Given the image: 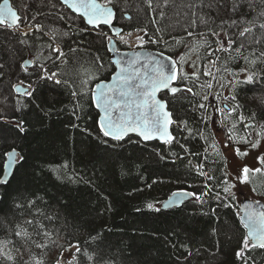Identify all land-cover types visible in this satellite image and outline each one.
I'll return each mask as SVG.
<instances>
[{
	"label": "snow or ice",
	"instance_id": "obj_1",
	"mask_svg": "<svg viewBox=\"0 0 264 264\" xmlns=\"http://www.w3.org/2000/svg\"><path fill=\"white\" fill-rule=\"evenodd\" d=\"M145 4L147 25L117 28L114 21L118 13L121 19H132L119 9L118 0H59L65 9L59 21L69 17L72 24L78 21L79 33H95L106 52L114 54L107 62L100 55L94 56L89 71L77 81L65 78L67 74L59 70L68 62L69 54L81 50L71 45H67L68 53L63 50V38L70 32L54 28L45 31L40 23H25L28 17L15 10L9 0H3L0 29L16 35L21 51L36 52L34 59L20 61L28 83L19 81L13 91L30 98L31 103L37 91L32 78L43 84L51 82L68 91L73 101L72 115L77 119L82 113L86 115V105L96 110L95 125L102 143L107 145L111 140L140 145L157 141L168 146L177 159L184 156L174 151L176 147L195 158L197 163L189 159L186 165V175L192 182L177 177V183L186 186L172 191L163 202L148 203L147 209L160 212L181 208L188 202L201 206L203 212V206L213 202L215 207L210 212L215 216L218 207L236 208L244 232L235 259L240 264H255L250 253L264 249V204H237L234 190L238 185L253 184L254 178H264V151H260L264 145V113H246L238 99L244 86L264 83V0H235L232 15L219 24L203 14L204 0H145ZM126 27L130 30L125 31ZM44 36L46 42L42 41ZM119 44L126 45L131 55L121 53ZM45 48L49 50L47 55ZM41 57L44 62H40ZM109 69L111 78L107 79L103 74ZM177 105L185 110L187 118L179 115ZM194 119L195 125L190 126ZM212 125L224 133L223 145ZM15 127L20 134L28 131L23 119L15 120ZM195 137L205 142L202 152L190 151L187 146ZM229 148L235 158L256 151V166L241 163L233 174L226 153ZM154 151L167 159L158 149ZM25 161L23 149L16 145L0 152V230L6 237L0 240V264H17L25 254L29 259L24 264H46L45 250L51 247L60 250L54 264H99L95 250L89 252L92 244L82 245L61 236L62 229L54 227L59 217L42 210L41 197H26L19 190L16 197L10 195L6 186L10 187ZM251 190L257 191L254 187ZM8 210L14 212L15 220L7 219ZM62 238L64 243L60 242ZM90 239L99 247L105 237L98 232ZM34 249L39 251L34 254Z\"/></svg>",
	"mask_w": 264,
	"mask_h": 264
},
{
	"label": "trees",
	"instance_id": "obj_2",
	"mask_svg": "<svg viewBox=\"0 0 264 264\" xmlns=\"http://www.w3.org/2000/svg\"><path fill=\"white\" fill-rule=\"evenodd\" d=\"M32 1L35 8L29 9L28 23H40L45 31L49 28L69 31L70 36L63 38L66 41L63 50L68 53L67 45L81 49L69 54L68 62L60 65L59 70L67 74L65 78L78 81L89 71L90 61L96 55L102 56L105 62L111 59V53L106 52L95 33H79V22L72 24L71 17L66 21L58 20L65 9L56 7L57 4L53 7L51 0ZM13 2L15 4V0ZM234 3L235 0H204L203 14L219 24L232 15ZM118 7L132 17L131 21L124 20L118 13L120 26L148 24L145 0H118ZM32 16L36 17L35 21L31 20ZM128 30L130 28L126 27L125 31ZM42 41L46 42L47 37ZM21 47L16 35L0 29V117H3L0 119V152L16 145L23 149L26 157L10 187L6 186L12 197H16L17 190L26 197L29 194L41 197L42 210L59 217L54 227L62 229L61 236L82 245L92 244L89 252L95 250L99 264H240L234 253L244 230L236 218V208L218 207L213 216L210 212L211 207H215L213 202L203 206V212L208 215L203 214L201 206L188 202L181 208L160 212L146 207L148 203L165 201L172 191L186 186L177 183V177L191 183L186 165L189 159L197 163L195 158L176 147L174 151L184 156L183 160L177 159L170 154L168 146L158 142L137 145L109 140L107 145L102 143L95 125L96 110L86 105V115L82 113L77 119L72 115L73 101L68 91L51 82L43 84L32 78L33 87L37 88L34 102L18 96L11 87L21 80L28 83V74L20 70L19 63L36 55L35 50L21 51ZM118 47L122 51L129 50L123 44ZM48 51L45 48L44 54ZM40 62H44L43 57ZM11 74L12 77L7 78ZM14 75L18 76L16 80ZM103 76L110 79L111 69ZM7 91L13 92L12 102ZM238 99L246 113H264V83L244 86ZM177 108L179 115L187 118L185 110L179 105ZM17 119L25 121L26 134L16 129ZM195 122L191 120L190 126ZM211 127L216 133L215 125ZM216 139L219 141L217 134ZM181 140L183 142V137ZM187 146L190 151L202 152L206 145L195 137L190 138ZM154 149L167 159H161ZM250 186L257 189L253 193L258 198H264V178H254ZM236 203L240 204L237 193ZM7 219H16L13 211H7ZM98 232L105 239L96 247L90 237ZM5 238L0 230V240ZM60 242L64 243V239ZM38 251L33 250L34 254ZM59 253L56 247L45 250L46 264H54ZM250 255L255 264H264V249L253 250ZM28 259L25 254L17 259V264H24Z\"/></svg>",
	"mask_w": 264,
	"mask_h": 264
},
{
	"label": "rangeland",
	"instance_id": "obj_3",
	"mask_svg": "<svg viewBox=\"0 0 264 264\" xmlns=\"http://www.w3.org/2000/svg\"><path fill=\"white\" fill-rule=\"evenodd\" d=\"M53 1H54V5H56V4L58 5L56 7L62 8L59 5V1L58 0H51L50 3H52ZM14 5H15V7L18 10H20L23 13L24 16L28 17V19L26 20V22L28 20H30V15H29V9L30 8H28V7L34 5L33 1L31 2V0H15V4ZM9 77H12V74L9 75L7 78H9ZM13 78L16 80L18 78V76L14 75ZM12 83H13V81L11 82V84ZM18 84H19V82L15 83L14 85H18ZM25 85H26V83H25ZM11 89L13 91V86L11 87ZM12 91H7L9 101H11V102L13 101V92ZM215 130H216V134H217V137H218L221 145H223L224 133L222 131H219L216 128V126H215ZM260 151H264V145H262ZM226 153H227V157H228V165H229L230 171L233 174H235L237 172L238 165H240L241 163H247V164H249L250 166H253V167L256 166V161H255V156L257 155V152L256 151L251 152L248 157H244V158H235L233 156V154H232L231 148H229L228 150H226ZM235 190H236V193H237V197H238V202L239 203L242 200H244V199H255V200H263L264 201V198H258L253 193V191L251 190V186L250 185H238ZM65 255L66 256H69L70 253H65Z\"/></svg>",
	"mask_w": 264,
	"mask_h": 264
},
{
	"label": "water",
	"instance_id": "obj_4",
	"mask_svg": "<svg viewBox=\"0 0 264 264\" xmlns=\"http://www.w3.org/2000/svg\"><path fill=\"white\" fill-rule=\"evenodd\" d=\"M59 1V0H58ZM3 3V0L0 2V4H2ZM9 3H10V5L15 9V10H17L19 13H20V11L13 5V2H12V0H9ZM21 14V13H20ZM114 27H117V28H119V27H122V26H120L118 23H117V20L116 21H114ZM121 51V53H128L129 55H131V50H126V51H122V50H120ZM114 57V54L113 53H111V58H113ZM31 60V59H30ZM18 95V94H17ZM18 96H21V95H18ZM136 138V137H135ZM151 142H157V141H150V142H147V143H151ZM250 201H259L260 202V204H264V201L263 200H255V199H244V200H242L240 203H242V202H250ZM187 203V202H186ZM172 209H174V208H170V209H162V210H164V211H167V210H172Z\"/></svg>",
	"mask_w": 264,
	"mask_h": 264
},
{
	"label": "flooded vegetation",
	"instance_id": "obj_5",
	"mask_svg": "<svg viewBox=\"0 0 264 264\" xmlns=\"http://www.w3.org/2000/svg\"><path fill=\"white\" fill-rule=\"evenodd\" d=\"M2 0H0V2H1ZM12 2H13V0H12ZM13 5H14V2H13ZM15 6V5H14ZM28 8H35V6H30V7H28ZM20 11V10H19ZM20 13L23 15V13L20 11ZM25 23H28V21L27 22H25ZM24 27V26H23Z\"/></svg>",
	"mask_w": 264,
	"mask_h": 264
}]
</instances>
